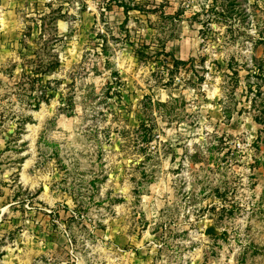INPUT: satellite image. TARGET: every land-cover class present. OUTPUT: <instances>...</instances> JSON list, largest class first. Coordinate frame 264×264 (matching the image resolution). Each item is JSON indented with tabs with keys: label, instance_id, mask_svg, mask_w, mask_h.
I'll return each instance as SVG.
<instances>
[{
	"label": "rangeland",
	"instance_id": "rangeland-1",
	"mask_svg": "<svg viewBox=\"0 0 264 264\" xmlns=\"http://www.w3.org/2000/svg\"><path fill=\"white\" fill-rule=\"evenodd\" d=\"M0 264H264V0H0Z\"/></svg>",
	"mask_w": 264,
	"mask_h": 264
},
{
	"label": "trees",
	"instance_id": "trees-1",
	"mask_svg": "<svg viewBox=\"0 0 264 264\" xmlns=\"http://www.w3.org/2000/svg\"><path fill=\"white\" fill-rule=\"evenodd\" d=\"M30 78V77H29ZM41 78V79H40ZM43 77H39L38 79L29 80V84H31L30 90H38L40 91L41 97L46 98L49 95V86L48 83L43 82Z\"/></svg>",
	"mask_w": 264,
	"mask_h": 264
}]
</instances>
